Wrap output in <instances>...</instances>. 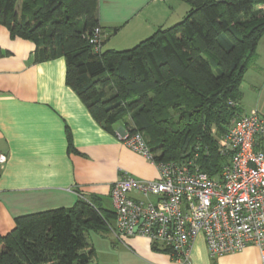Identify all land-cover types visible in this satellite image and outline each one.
Segmentation results:
<instances>
[{"label":"trees","instance_id":"1","mask_svg":"<svg viewBox=\"0 0 264 264\" xmlns=\"http://www.w3.org/2000/svg\"><path fill=\"white\" fill-rule=\"evenodd\" d=\"M177 23L129 49L103 50L98 0H0V25L62 58L65 84L93 120L142 135L156 162H192L214 178L226 163L212 136L241 114L240 84L264 35V0H184ZM215 131V130H214ZM114 221L98 197L16 218L0 236V264H95L86 235Z\"/></svg>","mask_w":264,"mask_h":264},{"label":"crops","instance_id":"2","mask_svg":"<svg viewBox=\"0 0 264 264\" xmlns=\"http://www.w3.org/2000/svg\"><path fill=\"white\" fill-rule=\"evenodd\" d=\"M188 10L184 0H98L99 25L117 28L104 47L129 49ZM34 51L32 42L11 38L0 25V152L7 157L0 167V236L16 218L71 208L81 198L108 199L112 210L109 191L121 171L138 181L157 178L156 168L123 144V122L99 125L66 86L64 60L35 61ZM256 55L251 68L264 75V35ZM239 106L245 113L241 99ZM90 233L97 237L90 241L95 264H176L171 253L140 237L117 235L113 220ZM262 256L264 245L211 259L202 235L189 251L191 264H261Z\"/></svg>","mask_w":264,"mask_h":264},{"label":"built area","instance_id":"3","mask_svg":"<svg viewBox=\"0 0 264 264\" xmlns=\"http://www.w3.org/2000/svg\"><path fill=\"white\" fill-rule=\"evenodd\" d=\"M121 140L156 168L157 178L138 181L119 173L109 191L117 235L140 237L151 249L171 253L176 264H191L190 247L199 235L211 259L247 246L262 249L264 117L257 111L236 115L220 136L218 151L226 163L214 178L192 162H156L139 133L124 132ZM6 161L0 152V167ZM134 192L142 199L133 198Z\"/></svg>","mask_w":264,"mask_h":264},{"label":"rangeland","instance_id":"4","mask_svg":"<svg viewBox=\"0 0 264 264\" xmlns=\"http://www.w3.org/2000/svg\"><path fill=\"white\" fill-rule=\"evenodd\" d=\"M117 39L118 38H116L113 42H115ZM108 46H110V44L106 45L103 50H108ZM117 51H119V50H117ZM252 65L245 71L244 76H243V80L240 84L239 90L242 94L241 95L242 96L241 103L244 107L246 114L257 110L260 112L261 116L264 117V75H262V73L258 74L257 72L252 70V68H251ZM258 83L260 84L259 85V91H254L251 88V85H255ZM213 130H215V134L212 136H214V138L216 139L217 146H218L219 138L224 133L219 134L215 128H213ZM102 203L106 209H109V200L108 199H104ZM86 239L90 242V241L96 240L97 237L95 236V234L89 233L86 235Z\"/></svg>","mask_w":264,"mask_h":264}]
</instances>
